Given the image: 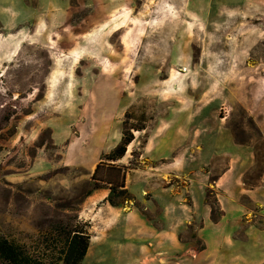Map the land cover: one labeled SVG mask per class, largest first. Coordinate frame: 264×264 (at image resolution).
I'll list each match as a JSON object with an SVG mask.
<instances>
[{"label": "rangeland", "instance_id": "1", "mask_svg": "<svg viewBox=\"0 0 264 264\" xmlns=\"http://www.w3.org/2000/svg\"><path fill=\"white\" fill-rule=\"evenodd\" d=\"M155 1L141 0L137 19L112 34L95 22L68 34L63 19L41 38L33 22L0 25V51L2 36L27 41L7 62L0 54V236L43 264L56 263L97 151L117 145L124 123L146 128L124 166L145 141L155 155L219 130L244 144L264 139V1Z\"/></svg>", "mask_w": 264, "mask_h": 264}, {"label": "crops", "instance_id": "2", "mask_svg": "<svg viewBox=\"0 0 264 264\" xmlns=\"http://www.w3.org/2000/svg\"><path fill=\"white\" fill-rule=\"evenodd\" d=\"M190 1L198 8L212 4V0ZM231 1L236 6L245 1L260 5V0ZM139 2L0 0V25L33 22L39 24L41 38L49 30L45 24L63 19L68 34L94 22L100 23L97 30L112 34L137 19ZM154 3L158 8L159 1ZM27 37L33 34L26 32L23 38ZM2 38L6 41L0 54L5 62L27 42L17 39L15 46L14 38ZM260 127L264 135V125ZM182 140L155 155L149 153L154 145L147 143L139 169L129 171L126 178L136 205L111 206L106 187L86 196L78 219L89 224L91 238L82 264H264V225L260 224H264V173L253 189L243 183L256 164L253 145L236 143L227 129L206 136L201 145L190 144L186 137ZM113 149H98L94 168ZM126 157L118 165L124 166ZM220 158L225 166L214 170L213 160ZM210 191L222 213L217 220L208 203ZM244 199L250 204L245 205Z\"/></svg>", "mask_w": 264, "mask_h": 264}, {"label": "trees", "instance_id": "3", "mask_svg": "<svg viewBox=\"0 0 264 264\" xmlns=\"http://www.w3.org/2000/svg\"><path fill=\"white\" fill-rule=\"evenodd\" d=\"M145 130V127L129 129L127 128V124H123L121 140L110 153L104 154L101 157L92 175L91 182L93 186L88 194L106 187L109 189L107 202L111 206L120 207L129 202L136 205L135 198L126 189V178L129 171L139 169L142 153L137 155V163H130L129 166H121L118 165V162L126 156L128 147L135 141L134 132H143ZM234 137L238 144L253 145L254 147L256 164L252 170L246 173L243 181L246 188L253 189L259 184L264 173V139L261 136V140L256 144H244L238 140L237 134L234 133ZM146 145L147 141L143 142L142 150ZM211 197L210 191L208 192V203L212 208L213 219L217 220L222 213L216 201H212ZM243 202L245 205L250 204L248 199H244ZM77 220L78 224L72 227L70 226L69 232L63 231L61 233L63 235L65 234V239L62 242L63 250L60 252V256L56 259L55 264L83 263L90 245V226L78 218ZM260 224L261 226L264 225L262 222ZM42 261L32 256L26 245L0 236V264H43Z\"/></svg>", "mask_w": 264, "mask_h": 264}]
</instances>
